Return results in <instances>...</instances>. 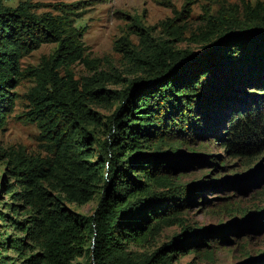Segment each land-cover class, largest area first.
I'll use <instances>...</instances> for the list:
<instances>
[{
  "label": "trees",
  "instance_id": "obj_1",
  "mask_svg": "<svg viewBox=\"0 0 264 264\" xmlns=\"http://www.w3.org/2000/svg\"><path fill=\"white\" fill-rule=\"evenodd\" d=\"M64 1L72 2L42 15L0 3V130L14 104L8 89L27 76L34 87L25 122L35 124L50 147L44 159L17 153L10 160L19 191L7 192L14 202L7 208L14 212L20 202L32 214L26 221L9 220L25 238L0 234V264H7L1 254L6 248L24 257V264H70L77 257L85 264H177L176 252H195L208 237L185 228L151 253L129 246L155 241L194 200L173 176L195 161H183L180 147L187 141H213L230 158L264 161V0H213L215 14L204 9L198 28L185 20L161 22V39L132 27L138 49L122 38L114 51L128 56L142 75L119 93L103 88L110 82L106 73L81 85L74 80L75 65L96 71L99 61L89 59L85 32L75 26L83 1ZM186 34L197 52L172 45ZM45 44L54 45L53 52L21 71L20 59ZM111 98L121 104L103 124L105 138L94 156L89 126L98 121L86 104ZM94 197L91 216L71 215L62 205H84ZM26 240L37 249L27 257Z\"/></svg>",
  "mask_w": 264,
  "mask_h": 264
},
{
  "label": "rangeland",
  "instance_id": "obj_2",
  "mask_svg": "<svg viewBox=\"0 0 264 264\" xmlns=\"http://www.w3.org/2000/svg\"><path fill=\"white\" fill-rule=\"evenodd\" d=\"M85 8L79 12L75 26L84 30L82 42L89 54V59L98 60V69L90 70L82 65L72 68L74 80L80 85L95 73H106L110 82L103 85L105 90L119 93L130 80L141 76L135 63L128 56L115 52V44L122 38L129 40L133 49L139 47L138 39L133 34L138 26L146 30L151 39H161V22L176 19L177 23L198 28L204 9L215 14L217 6L213 0H82ZM234 4L237 0H223ZM252 4L255 0H248ZM262 1V0H260ZM70 3L64 0H0L3 7L15 10L22 6L35 15L51 12V6L58 3ZM182 24V23H181ZM189 34L179 43L172 45L181 50L197 52L198 45L190 44ZM54 45H42L36 51L22 57L19 68L25 71L39 65L42 57H48ZM34 87L33 80L27 76L17 80L8 89L14 99L13 109L6 118L5 127L0 130V234L11 238H25L16 231L9 220L26 221L32 214L30 208L17 203L14 212L7 208L14 203L7 192H18V177L10 173V160L13 154L26 158L50 157V147L39 135L37 126L25 122L24 115L31 110L28 93ZM115 97V95H111ZM121 102L109 99L105 102L87 103V109L93 112L97 121L89 126L94 131L95 144L91 153L98 154V143L103 134L107 118L120 106ZM163 149V148H162ZM183 161L195 160L192 166L182 164L185 168L176 171L174 182L185 188L194 200L180 212V222L165 228L153 242L143 248L129 246L133 252L151 253L163 244L171 243L182 235L185 228H195L208 237L205 245L193 251H183L177 255V264H263L264 263V161L230 158L213 141H203L194 145L187 141L180 147ZM92 160V159H91ZM201 160L202 164H197ZM92 161H96L93 159ZM182 167V168H183ZM246 174V175H245ZM182 188V189H183ZM199 195H196L198 194ZM49 194H52L49 192ZM54 195V194H52ZM55 196V195H54ZM98 198L94 197L84 205L63 202V208L71 215L91 216L96 208ZM10 218V219H8ZM26 257L37 252L33 242L27 241ZM7 264H24L23 258L6 248L1 252ZM259 259V260H258ZM252 261V262H251ZM255 261V262H253ZM263 261L261 263H258ZM86 259L77 257L70 264H85ZM250 262V263H249Z\"/></svg>",
  "mask_w": 264,
  "mask_h": 264
},
{
  "label": "water",
  "instance_id": "obj_3",
  "mask_svg": "<svg viewBox=\"0 0 264 264\" xmlns=\"http://www.w3.org/2000/svg\"><path fill=\"white\" fill-rule=\"evenodd\" d=\"M261 161H263V159H262ZM245 175H246V174H245Z\"/></svg>",
  "mask_w": 264,
  "mask_h": 264
}]
</instances>
